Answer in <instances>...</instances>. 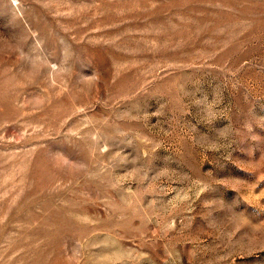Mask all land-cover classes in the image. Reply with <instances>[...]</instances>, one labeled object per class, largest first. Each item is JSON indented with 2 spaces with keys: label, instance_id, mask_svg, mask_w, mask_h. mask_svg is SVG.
Here are the masks:
<instances>
[{
  "label": "rangeland",
  "instance_id": "374dc122",
  "mask_svg": "<svg viewBox=\"0 0 264 264\" xmlns=\"http://www.w3.org/2000/svg\"><path fill=\"white\" fill-rule=\"evenodd\" d=\"M0 264H264V0H0Z\"/></svg>",
  "mask_w": 264,
  "mask_h": 264
}]
</instances>
